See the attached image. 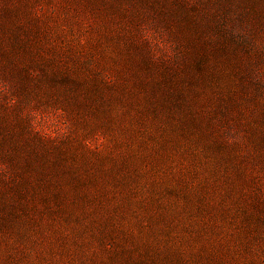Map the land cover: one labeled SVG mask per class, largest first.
Returning <instances> with one entry per match:
<instances>
[{"label": "rangeland", "instance_id": "1", "mask_svg": "<svg viewBox=\"0 0 264 264\" xmlns=\"http://www.w3.org/2000/svg\"><path fill=\"white\" fill-rule=\"evenodd\" d=\"M0 264H264V0H0Z\"/></svg>", "mask_w": 264, "mask_h": 264}]
</instances>
